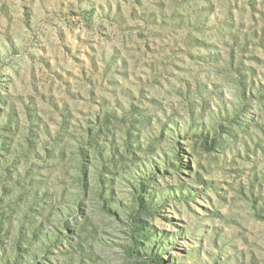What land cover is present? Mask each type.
<instances>
[{
    "label": "rangeland",
    "instance_id": "1",
    "mask_svg": "<svg viewBox=\"0 0 264 264\" xmlns=\"http://www.w3.org/2000/svg\"><path fill=\"white\" fill-rule=\"evenodd\" d=\"M0 264H264V0H0Z\"/></svg>",
    "mask_w": 264,
    "mask_h": 264
}]
</instances>
